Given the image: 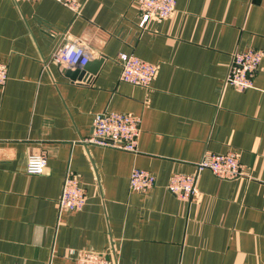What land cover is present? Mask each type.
<instances>
[{
  "label": "crops",
  "instance_id": "obj_1",
  "mask_svg": "<svg viewBox=\"0 0 264 264\" xmlns=\"http://www.w3.org/2000/svg\"><path fill=\"white\" fill-rule=\"evenodd\" d=\"M139 17L135 0H85L78 15L0 0V264H71L70 247L119 264H264V57L252 87H222L232 52L264 50V0H176L144 30ZM71 42L103 58L88 81L52 58ZM120 52L158 65L149 87L119 79ZM105 110L140 117L135 153L82 141ZM231 149L247 175L202 170L191 200L167 190L204 152ZM40 152L43 172L27 173ZM133 167L155 176L147 192L129 188ZM68 171L86 201L58 212Z\"/></svg>",
  "mask_w": 264,
  "mask_h": 264
},
{
  "label": "built area",
  "instance_id": "obj_2",
  "mask_svg": "<svg viewBox=\"0 0 264 264\" xmlns=\"http://www.w3.org/2000/svg\"><path fill=\"white\" fill-rule=\"evenodd\" d=\"M75 15L80 14L85 0H55ZM139 9L137 27L144 30L149 21H160L172 16L175 11L176 0H135ZM92 55L90 50L81 42L68 43L57 46L52 52V58L67 66H82ZM264 57V50L247 49L234 51L228 65L222 87L231 86L237 90L252 87V78L260 67ZM119 79L121 81L149 87L155 78L158 65L148 62L133 53L120 52ZM8 77V66L0 62V86ZM141 119L130 112L105 110L97 113L92 122L91 134L82 141L101 146L133 152L137 151V142ZM46 166L43 153L30 154L26 161V172L40 174ZM209 169L220 178L234 179L247 175L236 150L224 153L204 152L195 162L194 171L190 173L175 172L170 175L166 184L167 190L173 195L191 200L199 195L198 176L202 170ZM155 184V176L146 169L133 167L129 174V188L140 193L150 190ZM85 193L79 184L78 176L68 171L64 177L61 192L57 201L58 212L79 210L85 204ZM65 258L71 264H119L116 259L101 252L68 248Z\"/></svg>",
  "mask_w": 264,
  "mask_h": 264
},
{
  "label": "water",
  "instance_id": "obj_3",
  "mask_svg": "<svg viewBox=\"0 0 264 264\" xmlns=\"http://www.w3.org/2000/svg\"><path fill=\"white\" fill-rule=\"evenodd\" d=\"M103 58H99L97 60L88 61L86 64L79 66L75 65L73 68H68L66 70V75L70 77L71 79H78L82 81H88L92 75H94L99 67V65L102 63Z\"/></svg>",
  "mask_w": 264,
  "mask_h": 264
}]
</instances>
